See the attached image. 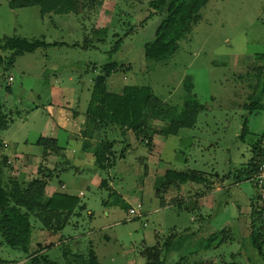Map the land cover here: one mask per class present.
<instances>
[{
  "label": "rangeland",
  "instance_id": "obj_1",
  "mask_svg": "<svg viewBox=\"0 0 264 264\" xmlns=\"http://www.w3.org/2000/svg\"><path fill=\"white\" fill-rule=\"evenodd\" d=\"M8 1L0 0V42L44 38L51 46L16 56L8 66L11 53L0 51V98L9 117L7 129L0 132L5 175L27 182L40 168L51 167L36 144L49 136L47 106L83 112L92 82L107 62L120 65L107 78L109 92L120 93L126 85L149 86L165 104L180 108L186 96L183 83H190L205 108L194 128L181 131L185 137L157 134L165 126L161 121L151 123L150 131L156 132L150 133V146L132 132L108 136L117 140V156L126 150L107 172L95 166L94 156L82 163L72 161L77 159L78 143L59 132L64 158L53 168L50 184L57 192L77 197L85 209L71 215L54 235L39 231L40 224L31 218L28 254L8 246L0 233V264H29L38 242L55 244L42 254L56 264H69L73 255H86L90 249L99 264H145L144 251L157 249L171 232L180 237L181 250L166 264H175L213 233L217 248L181 264H264V243L256 230L260 199L252 179L243 180L264 132V0H208L176 53L162 64L143 57L142 45L153 38L159 23L153 16L141 25L148 15L145 5L103 0L96 7L87 1L85 14L42 17L38 7L10 9ZM118 37L123 39L121 46L109 53ZM6 85L11 93L4 91ZM250 104L252 109L247 108ZM244 123L247 134L242 139ZM15 152L20 156H9ZM168 169L191 170L206 179L195 184L193 209L185 204L164 209L159 204L156 191ZM103 179L107 187H100ZM118 197L123 200L119 204ZM137 203L142 216L130 219L126 206ZM252 222L256 244L250 237Z\"/></svg>",
  "mask_w": 264,
  "mask_h": 264
},
{
  "label": "trees",
  "instance_id": "obj_2",
  "mask_svg": "<svg viewBox=\"0 0 264 264\" xmlns=\"http://www.w3.org/2000/svg\"><path fill=\"white\" fill-rule=\"evenodd\" d=\"M87 1L94 3L93 5H96V7H100L103 2V0H9L8 7L10 9H19L35 6L38 7L39 14L42 17L61 14L81 15L87 12V9H85ZM131 1H135L141 6H146L148 15L141 22V25L145 24L153 16H158L159 18L153 38L142 45V51L146 61L162 64L176 53L178 42L190 32L191 26L198 22L199 13L208 0ZM122 40L121 37H118L113 42L109 53H117ZM49 46L51 45L45 43L44 38L42 40L29 41L14 37L2 40L0 42V51H9L11 53L6 62V66H8L13 63V59L16 56L32 53L38 48H47ZM119 66L114 61L107 62L101 66V73L93 80L90 100L85 111L86 122L84 123V129L81 131L83 137L97 141L93 153L94 164L99 170L104 172L111 169L117 159L123 158L126 150L123 148L122 152L117 156L114 151L117 140H110L108 136H115L116 134L124 136L126 132H132L140 142L150 146L152 145L150 133L156 132L150 131L153 121L165 123V126L156 132L157 134L165 137L179 136L180 134H186L182 133V130L188 132L194 128L199 113L205 108L198 103L196 96L192 94V85L190 83L185 85L183 83L186 96L180 108L165 104L152 93L149 86L126 85L120 93L109 92L106 89L107 78ZM4 91L11 93V88L6 85ZM247 108L252 109V104L248 105ZM8 124L9 117L4 112V105L1 103L0 98V132L6 130ZM246 134L247 125L244 123L240 138L243 139ZM36 144L42 148L43 158L51 154H60L56 140L39 138ZM1 145L0 143V152ZM261 145L263 146L261 147ZM263 147L264 132L253 148L256 157L254 161L249 163L243 180H250L255 177ZM6 164L7 161L0 158V233L8 246L28 254L34 230L31 218L34 222L40 224L39 231L54 235L62 231L71 215H78V211L85 209V206L79 205V199L72 195L57 191L48 195L47 189L50 185L52 170L55 171V169L41 166L43 169L40 168L30 181L24 182L19 181L17 178L9 177L7 172L5 175L3 170L7 168ZM163 179V184H161L163 189L184 184L195 185L201 184V182L204 184L206 182V179L201 174L191 170L168 169L165 171ZM107 186V180H101L100 187ZM119 201L122 202L123 200L118 197L116 203L119 204ZM130 207L127 205L126 209ZM255 213L260 223L259 209ZM256 230L261 238V225ZM256 230L252 222L250 237L255 244L257 243L254 235ZM198 231L201 230L198 229L192 232L191 235H197ZM213 234L207 235L205 238L201 237L202 239L197 243L196 250L188 254L185 253L183 256L180 255L175 264H181L190 256L206 253L217 248L218 244L214 245L213 243L215 236ZM179 238L176 233L171 232L157 249L145 250V264H166L168 257L172 253H180L181 243ZM54 245L52 242L46 245H42L39 242L36 243L34 251L29 254V264H56L42 254L47 248H51ZM65 254L68 255V253ZM69 264H99V262L94 252L90 249L86 255H73Z\"/></svg>",
  "mask_w": 264,
  "mask_h": 264
},
{
  "label": "crops",
  "instance_id": "obj_3",
  "mask_svg": "<svg viewBox=\"0 0 264 264\" xmlns=\"http://www.w3.org/2000/svg\"><path fill=\"white\" fill-rule=\"evenodd\" d=\"M92 86H93V82H92ZM88 102H87V105H88ZM83 107H84L82 110L83 112H76V111L69 110L68 107H64L61 105H55L52 103H50L47 106V111H48L47 115H49V117L51 118L50 121H48L46 124L47 130H48L47 135H49L48 139L56 140V143L58 146L59 132H62L63 134H65V138H68L69 140H72V139L75 140L79 146L78 147L79 153L76 154L77 159L72 160V161L76 162V160H78L79 163H82L83 161H85L87 156H93L96 143H97L96 140L83 137L81 134V131L84 129V123L86 122V117H85L86 109H85V106ZM186 135L187 133L184 134L183 137H185ZM59 149H60L59 155L51 154L49 156H46V158H44V160H47V161L49 160L48 163L51 164V167L45 166L46 168L49 167L50 169H53L58 164L59 158L61 161L63 160L64 155L61 154L62 151L60 147ZM9 156L19 157L20 155L16 154L15 152V153L9 154ZM75 166L78 167L77 164H75ZM164 173H165V170L163 172V175ZM61 187L64 188L63 184L61 185ZM196 190H197V186L194 184H184L181 186H172L167 189H163V188H161V190L158 189L156 191L157 193L156 197H158V202L164 209L166 207H171V208L174 206L180 207L181 204H185L186 205L185 208L189 209L191 208V203H192L191 201L193 199L192 196L195 192H197ZM53 192H55V189L50 184L47 189V193L48 195H51Z\"/></svg>",
  "mask_w": 264,
  "mask_h": 264
},
{
  "label": "built area",
  "instance_id": "obj_4",
  "mask_svg": "<svg viewBox=\"0 0 264 264\" xmlns=\"http://www.w3.org/2000/svg\"><path fill=\"white\" fill-rule=\"evenodd\" d=\"M8 81H12L11 77H8ZM4 147H7L6 144H4ZM254 182V185L256 187L259 199H260V225H261V239L264 242V147L260 153L259 162H258V168L257 173L255 177L252 179ZM142 205L140 203H137L135 206H131L128 209V216L130 219H137L142 216L141 213Z\"/></svg>",
  "mask_w": 264,
  "mask_h": 264
}]
</instances>
